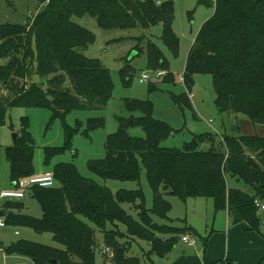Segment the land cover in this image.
<instances>
[{
  "label": "trees",
  "instance_id": "16d2710c",
  "mask_svg": "<svg viewBox=\"0 0 264 264\" xmlns=\"http://www.w3.org/2000/svg\"><path fill=\"white\" fill-rule=\"evenodd\" d=\"M40 2L41 10L24 25L0 24V60L5 63L0 65V87L8 93V98L1 99L0 126L5 124L9 108L48 109L52 125L74 110L107 106L114 89L111 75L99 59L86 56L96 37L75 19L88 15L105 31H148L162 25L164 45L173 57L179 55L171 1ZM198 4L213 7L214 14L201 27L188 54L185 87L192 92L197 75L210 76L220 113L248 119L256 128L264 127V0H198ZM136 41V56L145 55L147 69L154 74L164 71L161 83L175 84L162 50L145 35ZM120 75L128 86L137 69L128 61ZM156 90L151 88L152 92ZM172 100L180 108L192 110L187 93L172 95ZM123 105L127 116L118 117V130L105 143V157L90 161L88 167L105 181L136 183L144 170L153 192L152 210L146 208L141 188L115 195L82 176L74 165L58 163L52 172L55 186L30 191L42 217L22 214L24 205L17 201L8 205L18 213H9L6 220L12 227L51 234L58 246L21 239L5 249L8 255L25 257L27 264H96L97 252L110 264H146V258H165L180 237L196 234L192 228L153 220L152 215L166 219L172 211L166 196L184 202L213 199L216 212L228 211L233 224L245 222L252 230L262 232L264 213L256 201L264 205V138L230 134L217 140L214 134L205 133L193 136L182 148H167L162 143L177 131L154 117L150 101L126 99ZM104 125V120L90 119L81 132V126L65 124L64 146L46 148L44 164L51 166L55 157L70 150L78 134L88 135ZM135 127L143 130L144 137L130 135ZM203 144L209 149L201 150ZM34 152L30 123L23 118L16 143L5 149L13 183L35 175ZM123 204L134 205L138 219L127 213ZM120 225L127 229V235L121 233ZM98 233L103 235V243L98 241ZM136 239L150 247L144 258L130 255ZM101 244L112 250L113 257L99 251Z\"/></svg>",
  "mask_w": 264,
  "mask_h": 264
},
{
  "label": "rangeland",
  "instance_id": "374dc122",
  "mask_svg": "<svg viewBox=\"0 0 264 264\" xmlns=\"http://www.w3.org/2000/svg\"><path fill=\"white\" fill-rule=\"evenodd\" d=\"M157 1V0H156ZM171 1L175 8V17L173 29L180 40V50L178 57H173L164 45L162 35V25L155 26L148 31L142 29L131 30H111L105 31L98 26L95 18L84 16L75 21L92 32L95 37V43L85 52L86 56L92 59H99L103 67L111 75L114 89L112 96L103 109L99 110H74L70 112L65 120H55L50 124L52 113L43 108H9L7 110L6 122L0 126V190L8 189L10 186V167L5 156V149L12 147L16 142L14 134H18L22 127V119L28 118L30 123V132L35 140L34 169L37 175L44 170L53 171L56 163H68L74 165L79 173L93 179L98 184L109 188L115 195L121 190L134 191L142 189L145 195V206L150 211L153 208V192L148 183L146 172L143 170L139 183L131 181H112L103 180L89 170V162L92 160L103 159L105 157V143L108 136L118 130V117L127 116L124 110L123 102L126 99L150 101L154 107V117L157 120L168 123L177 132L162 143L167 148H182L185 143L192 141L193 136L205 133H212L217 140L221 139L222 124L229 122L228 115L218 111L215 104V92L212 78L210 76L197 75L192 88L193 99H190L191 109H182L174 103L172 95L187 93L188 90L184 84V68L188 54L194 44L196 36L204 23L214 14V8L206 5H199L198 0H162ZM41 10L40 0H0V24L24 25L28 19L33 18ZM145 35L153 41L168 58L170 63V72L173 74L175 84L161 83L162 79L154 76V73L147 69V59L145 55L137 57L134 48L137 45L136 38ZM137 69V75L128 85H124L121 79L120 71L127 62ZM5 64L0 60V65ZM142 72L151 73V79L145 83L139 82ZM156 87L152 92L151 88ZM188 95V94H187ZM2 97L8 98V93L0 87V110L3 109ZM189 97V95H188ZM3 103V104H2ZM90 119L104 120V127L90 131L88 135L78 134L72 142V148L64 154L54 158L51 166L44 164V150L46 148H60L64 146V126L67 124L72 128L81 126V132L86 130ZM248 120V119H246ZM249 124H251L249 122ZM254 127L242 125L236 132V135L248 136ZM130 135L133 137H144L141 128L130 129ZM230 135L231 129L227 130ZM209 145L203 144L201 150H208ZM52 167V168H51ZM245 189L244 185L239 186ZM166 199L172 205V211L168 218H160L152 215L153 220L158 224H167L177 228H192L196 234H191L196 242H203L212 229L226 227V219H222V213L216 212L212 206V199L198 198L189 199L186 202L175 196H166ZM25 205L27 214L34 218H41L42 211L38 202L31 197L26 196ZM123 208L133 218L138 219L134 205L123 204ZM264 213V212H263ZM21 233L16 237L14 231ZM120 231L127 235V229L120 225ZM98 241L103 243V235L97 234ZM30 240L49 246H58L53 242L51 234L39 235L27 228H0V243L3 247H9L17 240ZM181 237L175 247H181ZM149 245L146 241L136 239L132 244L130 255L144 258L149 252ZM174 249V251H175ZM179 250H182L179 248ZM172 252V254L174 253ZM175 251V252H176ZM181 252V251H179ZM172 257V255L170 256ZM2 252H0V264H4ZM17 259L9 261L13 264ZM146 264H166L167 259L152 257L146 258ZM110 264L109 260L105 264ZM96 264L102 263V256L97 252Z\"/></svg>",
  "mask_w": 264,
  "mask_h": 264
},
{
  "label": "crops",
  "instance_id": "0c3cea01",
  "mask_svg": "<svg viewBox=\"0 0 264 264\" xmlns=\"http://www.w3.org/2000/svg\"><path fill=\"white\" fill-rule=\"evenodd\" d=\"M160 4L164 1L157 0ZM42 8V5H41ZM185 70V68H184ZM164 72V71H163ZM160 79V78H159ZM162 79V77H161ZM190 99V94L192 92H187ZM229 122L227 124H222V130L225 133H222L221 137L224 135H229L227 133L228 129L232 130L231 134L236 135V132L242 127V125L250 127H254L251 121L246 120L243 117H229ZM249 122L251 124H249ZM250 135L248 136H257L260 138H264V127L256 128L254 127V131L252 130ZM242 136V135H241ZM58 164V163H56ZM52 168V167H51ZM51 170H42L39 173H52ZM35 175L36 172H35ZM11 178V177H10ZM15 183H13L10 179V187L12 188ZM231 186L234 187L235 184L232 181ZM237 187V186H236ZM8 188V189H9ZM30 195L28 192L27 196ZM25 199L23 201H18L24 205L22 214H27V208L25 205ZM213 201V199H212ZM8 203H17L16 201H1L0 202V220L5 222V226L0 228H20V227H12L7 224V215L9 213H18L15 209H9ZM212 206L215 210L214 201ZM216 211V210H215ZM264 212V210H262ZM222 213V219H226V227L219 229H212V231L208 234V236L204 239L203 242H196L195 245L191 246L188 243L184 242L181 238V243L183 245L181 247L178 246L177 251L175 249L174 253L172 252L165 258L167 259L166 264H261L264 260V226L262 228V232L254 231L251 227L243 222L239 224H233L231 218L228 214V211H220ZM14 235L16 237L20 236L21 233L17 230L14 231ZM185 236L191 237V234H186ZM192 238V237H191ZM18 241V240H17ZM15 241V242H17ZM30 241V240H29ZM14 242V243H15ZM34 242V241H33ZM38 243V242H37ZM7 247H3V243H0V252L3 254L4 264H8L9 261L13 259H17L13 262V264H24L28 263V259L25 257H21L18 255H8L5 252ZM182 249V250H179ZM181 251V252H179ZM172 255V257H170ZM106 260L102 259V263ZM107 262V261H106ZM107 264V263H106Z\"/></svg>",
  "mask_w": 264,
  "mask_h": 264
},
{
  "label": "built area",
  "instance_id": "2783aa9c",
  "mask_svg": "<svg viewBox=\"0 0 264 264\" xmlns=\"http://www.w3.org/2000/svg\"><path fill=\"white\" fill-rule=\"evenodd\" d=\"M151 73H145L142 72L139 77L140 83H145L146 81L151 79L150 76ZM165 75V72L160 71L154 74L156 78H161ZM190 97H193V94H190ZM55 178L52 173H44L39 175H33L30 177L22 178L18 182L14 184L12 188L9 189H2L0 190V202L1 201H23L28 192L31 191L33 188H53L55 186ZM256 204L258 207H260L262 210H264V205L260 204L256 201ZM6 224L2 220H0V226L4 227ZM182 240L189 245L193 246L195 245V240L192 239L189 236H183ZM99 251L106 255L108 258L113 257V252L110 248L105 246L104 244H101L99 247ZM26 264V263H24Z\"/></svg>",
  "mask_w": 264,
  "mask_h": 264
},
{
  "label": "water",
  "instance_id": "95a60500",
  "mask_svg": "<svg viewBox=\"0 0 264 264\" xmlns=\"http://www.w3.org/2000/svg\"><path fill=\"white\" fill-rule=\"evenodd\" d=\"M17 138H18V134H14V140H15V142L17 141Z\"/></svg>",
  "mask_w": 264,
  "mask_h": 264
}]
</instances>
